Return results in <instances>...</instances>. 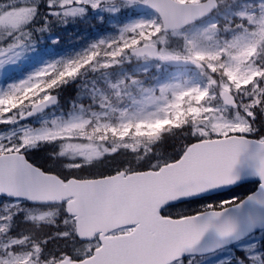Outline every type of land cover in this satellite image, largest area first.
<instances>
[{
  "label": "snow or ice",
  "instance_id": "snow-or-ice-1",
  "mask_svg": "<svg viewBox=\"0 0 264 264\" xmlns=\"http://www.w3.org/2000/svg\"><path fill=\"white\" fill-rule=\"evenodd\" d=\"M82 25L0 88V264H264V0H0V69Z\"/></svg>",
  "mask_w": 264,
  "mask_h": 264
},
{
  "label": "rangeland",
  "instance_id": "rangeland-1",
  "mask_svg": "<svg viewBox=\"0 0 264 264\" xmlns=\"http://www.w3.org/2000/svg\"><path fill=\"white\" fill-rule=\"evenodd\" d=\"M50 52L51 48L37 46L35 53H26L15 64L6 65L5 69H0V88L23 79L29 72L38 68L44 60L55 58L46 55Z\"/></svg>",
  "mask_w": 264,
  "mask_h": 264
},
{
  "label": "trees",
  "instance_id": "trees-1",
  "mask_svg": "<svg viewBox=\"0 0 264 264\" xmlns=\"http://www.w3.org/2000/svg\"><path fill=\"white\" fill-rule=\"evenodd\" d=\"M95 30L87 25H82L76 28H69L60 33L61 44L57 48H51V52L46 54L48 57H56L65 49H70L83 39L90 38L94 34ZM33 159L39 161L40 154H37Z\"/></svg>",
  "mask_w": 264,
  "mask_h": 264
}]
</instances>
